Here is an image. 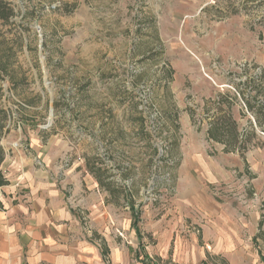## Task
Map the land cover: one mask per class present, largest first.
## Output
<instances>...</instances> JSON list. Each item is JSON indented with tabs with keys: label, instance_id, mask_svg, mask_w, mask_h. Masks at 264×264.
Here are the masks:
<instances>
[{
	"label": "rangeland",
	"instance_id": "obj_1",
	"mask_svg": "<svg viewBox=\"0 0 264 264\" xmlns=\"http://www.w3.org/2000/svg\"><path fill=\"white\" fill-rule=\"evenodd\" d=\"M10 9L0 19V146L9 163L30 156L74 184L95 178L89 168L98 165L131 187L140 214L187 208L184 177L194 174L200 196L247 221L245 243L261 254L252 225L264 222V133L254 132L244 155L225 152L206 135L216 109H205L264 70V0H0L1 13ZM242 108L238 97L240 131L255 123ZM213 159L229 179L210 181ZM102 189L127 228L125 200Z\"/></svg>",
	"mask_w": 264,
	"mask_h": 264
},
{
	"label": "crops",
	"instance_id": "obj_2",
	"mask_svg": "<svg viewBox=\"0 0 264 264\" xmlns=\"http://www.w3.org/2000/svg\"><path fill=\"white\" fill-rule=\"evenodd\" d=\"M34 159L11 164L6 157L1 167L5 172L7 164L9 184L0 187V264H264V249L258 254L245 243L247 221L235 220L228 202L200 196L194 174L184 177L187 208L141 213L139 222L147 224L136 229L126 204L129 226L121 228V214L104 200L95 178L89 175L86 184L59 181ZM210 161V181L230 178L225 165ZM79 208L88 216L81 217ZM253 225L264 248V222L260 227L255 219Z\"/></svg>",
	"mask_w": 264,
	"mask_h": 264
},
{
	"label": "trees",
	"instance_id": "obj_3",
	"mask_svg": "<svg viewBox=\"0 0 264 264\" xmlns=\"http://www.w3.org/2000/svg\"><path fill=\"white\" fill-rule=\"evenodd\" d=\"M13 15V11L10 9L9 13H1L0 19L8 20ZM264 40V37H261ZM237 94L230 97H224L220 95L219 98L211 101L212 106L207 107L205 112H209L215 107L216 111L211 115L205 116L207 119V132L206 135L209 140L217 143L224 144L223 150L225 152L237 151L244 155L247 151L248 143L251 141L252 135L257 130L264 133V70L262 73L254 74L250 80L244 82L235 83ZM240 97L244 103V108L241 110V114L246 116L251 113L255 118V123L250 122V126L240 131L238 121L233 118L232 108L235 102ZM210 103V101H209ZM194 118V112L192 113ZM2 127H0V133ZM5 151L0 146V187L9 184V180L5 173L2 172L1 167L5 161ZM91 173L98 180L99 185L107 190L110 196L123 197L126 204L131 208L132 215H134L133 226L137 228V224L140 221V211L136 209L134 201V195L130 186H122L114 184V180H109L104 177V172L101 167L90 166ZM108 178V177H107ZM109 180V181H108ZM263 225V219L260 221V227Z\"/></svg>",
	"mask_w": 264,
	"mask_h": 264
},
{
	"label": "built area",
	"instance_id": "obj_4",
	"mask_svg": "<svg viewBox=\"0 0 264 264\" xmlns=\"http://www.w3.org/2000/svg\"><path fill=\"white\" fill-rule=\"evenodd\" d=\"M155 264H164V263L163 262L162 263L161 262H156ZM200 264H217V263L209 261V262H202Z\"/></svg>",
	"mask_w": 264,
	"mask_h": 264
}]
</instances>
